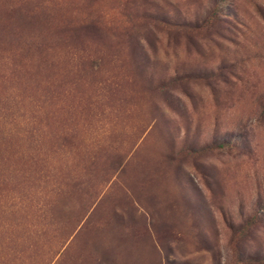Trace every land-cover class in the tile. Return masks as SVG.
Wrapping results in <instances>:
<instances>
[{
  "label": "rangeland",
  "instance_id": "obj_1",
  "mask_svg": "<svg viewBox=\"0 0 264 264\" xmlns=\"http://www.w3.org/2000/svg\"><path fill=\"white\" fill-rule=\"evenodd\" d=\"M0 264H264V0H0Z\"/></svg>",
  "mask_w": 264,
  "mask_h": 264
}]
</instances>
